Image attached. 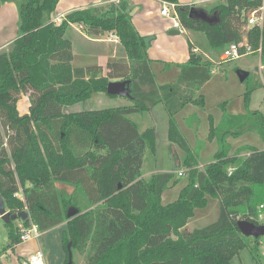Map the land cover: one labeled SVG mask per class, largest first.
<instances>
[{
  "label": "trees",
  "instance_id": "obj_1",
  "mask_svg": "<svg viewBox=\"0 0 264 264\" xmlns=\"http://www.w3.org/2000/svg\"><path fill=\"white\" fill-rule=\"evenodd\" d=\"M59 0H0L17 8V37L0 53V195L11 214L27 211L24 225L38 232L64 226L63 264L69 251L87 264H230L249 250L256 264H264L260 238H246L237 222L259 225L264 209V150L247 146L230 155L228 139L256 133L264 141V116L249 109L255 88L243 93L244 113L230 115L219 104L221 117H209L207 138L217 150L201 170L198 144L191 148L179 131L175 116L191 104L204 108L202 95L194 98L212 76L214 59L188 41V59L175 64L176 82L159 85L143 37L132 24L130 0L73 11L59 24L51 21ZM173 6L180 27L204 35L209 51L222 53L245 36L264 58V0H224L219 23L207 25L189 18L191 6L163 0ZM263 8L261 28L244 31L246 13ZM73 25L86 35L114 34L124 56L99 67L73 68L72 45L66 34ZM200 47V46H199ZM168 65H165L167 68ZM130 81V104L113 109L63 112L106 93L111 81ZM30 92L31 103L20 115L17 103ZM161 105L167 114V140L184 154L187 182L175 201L162 204L163 193L175 185L172 172L142 177L146 151L155 152L153 128L139 132L129 116L150 112ZM3 131V136L1 134ZM241 153L247 155L240 158ZM231 170V171H230ZM56 183L73 187L61 194ZM22 191L23 201L15 195ZM208 198L219 201L217 219L183 235L196 210ZM69 212L74 215L68 217ZM13 222L5 224L12 226ZM0 257L20 244L11 229ZM1 264V263H0Z\"/></svg>",
  "mask_w": 264,
  "mask_h": 264
},
{
  "label": "rangeland",
  "instance_id": "obj_2",
  "mask_svg": "<svg viewBox=\"0 0 264 264\" xmlns=\"http://www.w3.org/2000/svg\"><path fill=\"white\" fill-rule=\"evenodd\" d=\"M184 1V0H183ZM193 7L199 8L198 3L200 0H189ZM130 5L133 3L130 1ZM136 8L140 5L147 8L150 16L145 19L146 27L153 31V34L149 35L148 38H152L149 42V47L147 48V56L153 60L151 66L152 71L155 75L156 82L158 84H172L176 81V76L178 75L179 69L176 68L175 64L182 63L179 59L180 57L177 53L174 55L173 50L180 53L182 49L188 50V41L193 42V37L203 39V43L199 45L202 53L211 55L216 63L223 60L222 53H214L213 51L209 53V48L207 46V41L204 35L190 32L191 35L183 36L181 30L178 35H169V29H167V24H173L174 11L171 6L164 2L154 3L153 0H135ZM202 6V5H199ZM163 7L168 8L169 16L164 17L160 14ZM139 13V12H138ZM137 13V14H138ZM136 14V13H135ZM134 14V15H135ZM136 14V15H137ZM135 15V16H136ZM210 15V14H209ZM212 15V14H211ZM169 20V21H167ZM167 21V22H164ZM167 23V24H166ZM77 33H82L86 35L83 29L80 27H75ZM258 28V27H257ZM259 29V28H258ZM247 31L246 25L244 26V31ZM104 33L103 35H106ZM109 35V34H108ZM162 37V38H161ZM145 38V37H144ZM176 38L173 47L168 40ZM243 38H246L245 36ZM174 41V42H175ZM185 43L184 47L181 46L182 42ZM201 41V39L199 40ZM182 47V48H181ZM188 52V51H186ZM124 53L120 46L118 45L116 59L123 57ZM115 59V60H116ZM114 61V60H113ZM178 62V63H176ZM184 62V61H183ZM165 65H168L165 68ZM165 69L166 71H163ZM248 73L247 78L244 82H240L238 72ZM100 76V73L97 75ZM250 88H255L251 95V100L249 104V109L252 111H258L264 116V58L261 57L260 52L254 51L249 55H244L238 59L227 60L220 65L213 66V74L211 76V82L207 86H203L196 94L194 98L202 95L205 99L206 106L203 110L202 108L196 106H187L182 112L175 116V120L180 130L185 135L188 145L193 149L196 148L198 144L199 151V165L198 169L201 170L205 165L210 163L213 159V155L217 150V143L215 140H209L208 135V121L207 117L210 116L212 121L218 119L221 113L219 104L224 102H229L231 104L239 103L240 108H243V93ZM32 95L30 92L26 94H21L19 101L17 103V111L20 115L26 114L28 112ZM130 104V100L122 97L110 98L102 93L92 95L91 99L85 103H79L72 107L63 108L65 113H73L88 110H104L113 109L122 105ZM162 111L164 113H162ZM167 114L161 105L157 106L150 112H146L139 115L129 116L128 119L137 123L139 132H143L145 129L153 128L155 131L156 147L155 152L151 154L146 151L144 156V161L142 165V176L144 179H148L151 175L159 172H172L175 176V185L167 189L162 195V204L167 205L176 200L179 191L185 186L187 182L188 169L183 165L184 154L176 146L168 142L167 140ZM193 124L198 129L194 132V136L188 132L189 126ZM2 136L3 131H1ZM245 145V146H244ZM230 146L234 155L239 148L251 146L259 150H264V141L254 132L246 133L239 139H233L230 142ZM246 153H241L240 158L245 157ZM183 171L184 176L179 177L177 174ZM56 189L59 193L64 195H69L73 193V187L68 185L63 186V184L56 183ZM263 206V205H262ZM219 214V201L216 199L208 198L207 206L203 210H196L194 216L190 219L186 226L181 229V233H190L193 229L203 228L211 223H213ZM259 214V225H264V209L258 208ZM12 226H6L5 223L0 218V251L8 243V233L11 229L15 230L18 235H20L21 228H27L28 225H24L21 220L17 219L12 221ZM65 230L64 226L56 228L53 232L47 236H40L39 241L49 240L50 244H44V248L47 250L51 246V254L49 257H53L55 254L59 253L60 249V237L62 231ZM53 236H56L55 240L57 243L53 244ZM42 239V240H41ZM261 242V252L264 255V236L260 239ZM36 241H30L28 244L23 246H13L9 249L7 256L2 259L3 264H27V260L31 257L38 249L32 250V246L35 245ZM22 244V243H20ZM57 244L58 249L54 246ZM44 249V250H45ZM48 253V251H46ZM63 252V250H62ZM64 254V253H63ZM50 260L46 257V260ZM50 260V263H53ZM49 263V264H50ZM72 264H87L85 257L78 253L72 254ZM230 264H256L249 252V250H242L238 256L231 260Z\"/></svg>",
  "mask_w": 264,
  "mask_h": 264
},
{
  "label": "crops",
  "instance_id": "obj_3",
  "mask_svg": "<svg viewBox=\"0 0 264 264\" xmlns=\"http://www.w3.org/2000/svg\"><path fill=\"white\" fill-rule=\"evenodd\" d=\"M130 1L133 3V6H136L135 0H130ZM153 1L155 4L157 2H164L163 0H153ZM178 1L181 5H188V6L193 7V4L189 0H184V1L178 0ZM223 2H224V0H200L198 3V7H199L198 9H202L208 13V11L212 10L215 6H217ZM107 4H110L109 0H59L57 5H56L54 13L51 15V21L54 22L55 24H59L65 15H67L73 11L87 9V8H91V7H99V6H103V5H107ZM199 5H202V6H199ZM170 6L174 11V8L172 7V5H170ZM137 7L138 8H137L136 14L138 12L139 13L137 15L135 14L136 16L134 15L132 17V24L134 25V27L136 28L138 33L143 38L148 37L151 34L156 35V34H153V31H151L149 28H147L145 26L146 25L145 19L148 18V16H150V14L147 11L148 9L147 8L143 9V7L140 5H137ZM194 8H196V7H194ZM17 20H18V13H17V8H16L14 3L7 2V3L0 4V53L8 51V49L10 48V45L16 39V37H17ZM167 21H169V20H167ZM167 21H164V22H167ZM75 27H77V25H73L71 27V29H69L67 34H66L67 38L70 40L71 45H72V53H73V60L71 63L72 67L73 68L99 67L100 76H105L107 73V69H106L107 63L112 62L113 60L116 59V53H117V49H118V45H119L118 40L117 39L116 40L110 39L108 33L106 35H103V34H100V35H84L82 33H77L75 31V29H76ZM167 29H169L168 31L179 30L177 27L174 26V23L173 24L168 23ZM180 30H181L180 33H182L183 36L191 35L190 32L184 31L183 29H180ZM193 39H194L193 42H190V40H189V42L193 45V47L196 50H199V45H201L203 43V39L200 38L201 41H199L200 39L198 40V38H196V37H193ZM175 40H176V38L168 40L167 42H169V43L173 42L171 44V46L173 47V45L175 43H178V41H175ZM184 44L185 43L182 42L181 46L184 47ZM173 51H174L173 52L174 55L177 53V55L180 57L179 59H181L180 61L182 63L187 61L188 52H186V51H188V50L186 49V44H185V49L183 48L180 53H178L175 50H173ZM210 52H212V51H209V53ZM147 54H148V50H147ZM149 59L151 60L152 57H150ZM151 61H153V60H151ZM176 63H178V62H176ZM163 71H166V70L163 69ZM177 76H176V79H177ZM210 82H211V79L207 83H205L204 86H207L208 84H210ZM159 85H163V84H159ZM224 103H226V110L230 115H237V114L244 113V109L240 108L239 103L231 104V105L229 102H224ZM190 105L191 104H189L187 106H190ZM205 106H206V103H205ZM205 106H204V108H205ZM204 108H202L201 110H203ZM183 110L184 109H182L180 112H182ZM162 113H164V112L162 111ZM209 117L210 116L207 117L208 128H209ZM220 117H221V113H220V116L218 119L213 120L214 125H216L219 122ZM178 128H179V126H178ZM166 129H167V127H166ZM189 129L190 130H188V132H190L192 134V136H194V132L198 128L196 126H194L193 124H191L189 126ZM179 131L182 133V135L185 138V135L180 130V128H179ZM239 138H236V139H239ZM231 140H233V139L232 138L228 139L229 144H230ZM232 151H233V149L231 147L230 155L233 154V153L231 154ZM63 186H65V185H63ZM58 227H60V226H58ZM58 227H56V228H58ZM56 228H54L48 232L41 233L40 236H43V235L47 236L48 234L53 232ZM186 234H188V233H186ZM52 238H54L53 244L55 242L57 243L58 240H55L56 236L52 235ZM39 239H40V237H39ZM39 239L36 241L35 245H33L31 247L32 250H34V249L41 250L44 253L45 259H46V257L49 258L50 260L54 259L53 263H50V260L47 259L46 264H49V263L50 264H63L64 254L62 252V247H60V249H58L57 244H55L54 246L59 250V253L55 254L53 257H49L51 254V246L47 250L44 248L45 243L47 245L50 244L49 240H45L46 242L44 243V240L41 239L42 241L40 242ZM28 243H26V244H28ZM26 244L25 243L24 244H17L16 246H23ZM60 246H61V237H60ZM8 251H6L4 254L1 255V257H0V263L1 264H3L2 259L5 256H7ZM46 251H48V253Z\"/></svg>",
  "mask_w": 264,
  "mask_h": 264
},
{
  "label": "water",
  "instance_id": "obj_4",
  "mask_svg": "<svg viewBox=\"0 0 264 264\" xmlns=\"http://www.w3.org/2000/svg\"><path fill=\"white\" fill-rule=\"evenodd\" d=\"M137 12V8L135 7L131 12L130 16L133 17L134 14ZM189 18L195 21L203 22L207 25H215L219 23V17H218V11L214 12L212 15H209L207 12H205L202 9L191 7L189 10ZM179 32L177 30H171L169 31V35H178ZM152 38L145 37L143 39L144 45L146 48L149 47V42ZM239 80L240 82H244V80L247 78L248 73H241L238 72ZM130 81H111L107 84L106 87V93L110 96H116V97H122L129 100H132V97L130 95V88H129ZM74 215V212H69L68 217H71ZM29 215L27 211H22L17 214H11L9 211L6 210L4 200L2 196L0 195V218L5 223L8 224L12 221H15L17 219L24 221L28 219ZM237 227L241 235H243L246 238H254L258 239L260 237L264 236V225H255L251 222H248L246 220H239L237 222ZM185 235L186 233H182ZM66 264H72V253L69 251L68 247V261Z\"/></svg>",
  "mask_w": 264,
  "mask_h": 264
},
{
  "label": "built area",
  "instance_id": "obj_5",
  "mask_svg": "<svg viewBox=\"0 0 264 264\" xmlns=\"http://www.w3.org/2000/svg\"><path fill=\"white\" fill-rule=\"evenodd\" d=\"M122 0H109V3L111 4H118ZM173 7V6H172ZM161 15L164 17L169 16V10L166 7H163L161 9ZM263 22V8H257V9H251L246 13V29L247 31L250 29H253L255 27L261 28ZM174 26L178 29H182L178 23L176 13L174 12V18H173ZM110 39H117V37L114 34H109ZM118 40V39H117ZM253 52L252 47L248 43L246 38H243L241 42L239 43H231L228 44L223 50H222V57L223 60L219 63L214 62V65H220L224 62H227V60L232 59H238L244 55H249ZM260 52V50H258ZM213 74V71H212ZM231 171V170H230ZM179 177L184 176V172L181 171L177 174ZM16 198L23 201V195L22 191L20 190L16 195ZM260 209L263 208L261 205L259 207ZM19 241L20 243H28L29 241H37L40 237V233L38 232L37 228L33 224H28V227L21 228L19 233ZM27 264H46L44 253L41 250H37L29 259L27 260Z\"/></svg>",
  "mask_w": 264,
  "mask_h": 264
}]
</instances>
